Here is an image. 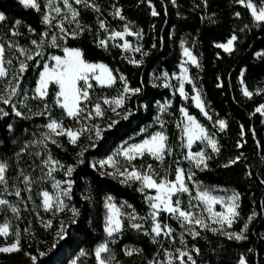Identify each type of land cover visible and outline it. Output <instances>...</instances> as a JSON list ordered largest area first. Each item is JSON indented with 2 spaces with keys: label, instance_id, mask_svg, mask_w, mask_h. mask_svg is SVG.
Returning <instances> with one entry per match:
<instances>
[{
  "label": "trees",
  "instance_id": "16d2710c",
  "mask_svg": "<svg viewBox=\"0 0 264 264\" xmlns=\"http://www.w3.org/2000/svg\"><path fill=\"white\" fill-rule=\"evenodd\" d=\"M69 2L79 15L73 20L67 13L70 18L63 23L66 31L61 32L58 22L52 21L51 26L43 22V16L52 9L48 0H37L39 11L23 6L19 0H0V12L6 16L0 23V43L5 46V65L9 69V76L0 79V91L9 81L15 83L13 75L20 76L22 96L26 95L29 102L46 103L65 127L82 125L83 116L102 98L118 96L125 81L130 88L140 91L127 94L119 115L103 105V116L93 119V125L102 129L100 138H96L94 130L85 131L76 144L70 143L67 135L51 134L57 141L55 144L45 139L49 116H16L11 104L0 102V108L8 112L0 118V163L8 165L6 179L10 187L5 190L0 185V196L17 209L15 213L9 210L1 214L0 223L9 219L12 233H20V250L14 254L35 256V264H69L83 252L79 264H98L95 250L108 238L105 200L111 195L117 202H126L135 219L123 218V228L110 239V251L105 257L111 258V264H167L168 239L157 241L151 232L152 210L146 194L140 191V182L123 183V179L104 171L98 162L110 156L121 143L142 141L161 128L156 124L160 103L170 101L161 116L163 131L168 136L164 158L158 160L145 153L135 157L132 163L142 168L151 166L159 176L166 174L170 179H174L178 165L186 170L192 167L194 179L202 184L229 188L239 194L240 216L230 230L240 232L247 222V239L230 240L219 232L201 229L199 236L186 238L193 248L196 264H238L242 255L247 264H264V113L255 111L264 104V23L258 25L250 9L238 0H206V3L205 0H175V3L172 0H89V4L98 6V11L74 0ZM55 6L63 9V0L52 3ZM153 7L159 15H151ZM117 9L123 19L115 15ZM65 14L66 10L62 11L57 19H63ZM17 20L19 25L15 23ZM101 21L105 24L103 29ZM125 26L140 33V52L128 55L119 44L108 39L110 31L123 30ZM13 32L19 34L13 35ZM45 32L47 35H43ZM72 32L77 35H69ZM53 35L57 37L55 45L51 42ZM232 35L237 36L233 51L226 52L216 46L226 43ZM101 39L108 40L107 47L100 46ZM186 39L193 43L199 62L198 67L191 68V76L211 119L203 117L192 105L191 98L185 101L166 83L164 74L171 77L179 70L181 43ZM32 40L42 44L43 49L41 55L33 54V59L27 60L21 49L27 52L34 49ZM65 47L80 49L88 62L106 64L116 77L111 87L93 83L86 102L88 109L78 119L68 117L57 105L53 90L44 99L34 97L40 72L49 56L63 55ZM8 60L12 61L11 65L7 64ZM134 60L141 63H132ZM21 61L27 64L22 74L19 73ZM245 88L253 93L251 97L244 95ZM186 90L189 95L193 94L190 84ZM184 106L217 138L219 152L208 150L211 159L206 168H196L184 160L187 152L181 116ZM218 120L226 122L224 130L217 125ZM112 121L116 123L109 128ZM151 124L155 125L144 132ZM40 152L42 157L38 156ZM81 152L83 156L79 155ZM49 156L63 166L62 171L55 172L58 179H70L73 184L68 196H61L66 207L54 219L56 224L45 228L38 217L43 213L40 192L55 190L50 184L44 188H28L23 176H35V169ZM237 157L240 159L235 164L224 167ZM68 166L74 167L70 177L66 176ZM17 188L21 191L19 197L15 195ZM189 188L195 195L190 182ZM72 209L78 211L75 217ZM253 213L256 215L249 222L248 217ZM159 220L180 229L179 222L166 212L160 213ZM61 222L66 230L63 239L57 236ZM133 223L142 227L133 228Z\"/></svg>",
  "mask_w": 264,
  "mask_h": 264
},
{
  "label": "snow or ice",
  "instance_id": "6c2138e0",
  "mask_svg": "<svg viewBox=\"0 0 264 264\" xmlns=\"http://www.w3.org/2000/svg\"><path fill=\"white\" fill-rule=\"evenodd\" d=\"M76 4H84L86 7H92L95 10H99L98 6L93 4H89V0H74ZM173 3H175V0H172ZM240 4L245 5L247 8L251 10V15L253 16L254 20L259 25L260 23H264V0H258L257 3H253V0H238ZM19 3H21L25 7H31L33 9H36L37 11L40 10V5L37 3V0H19ZM206 3V0H205ZM48 6L52 8V11L56 12L57 14L62 13V11L66 10V14L63 16L64 20L68 19L67 13L71 14V17L73 20L78 17L79 12L73 8L72 4L69 2V0H63V6L62 9L59 6L52 7V0H48ZM116 16H120L121 19L123 17L121 16L120 10L117 9L115 12ZM151 15L157 16L159 13L156 11V9L153 7ZM237 16L240 15V13H236ZM6 20V16L3 12H0V22H3ZM43 22L45 24H48L51 26V19L49 15L43 16ZM71 22V21H69ZM17 25L20 24V21L17 20L15 22ZM60 31L65 32L66 29L64 28L63 23L59 25ZM100 28H105V24L103 21L100 23ZM31 30V29H30ZM126 33L134 34L136 36H140V33H130L128 26L124 27L123 31H113L109 35V40H115L116 38L124 37ZM13 35H18V32H13ZM43 35H47V32H45ZM69 35L75 37L77 35L76 32L69 33ZM237 40L236 35H232L230 39L227 40L224 44H217L216 46L219 48H223L226 52L233 51V45L234 42ZM57 41V37L55 35L52 36V43L55 45ZM31 43L33 45H37L39 47L40 45L37 44L36 40H32ZM100 46L107 47L108 40L101 39L99 41ZM120 47L124 49H128L130 47L129 42L127 40L124 41ZM155 47V45H153ZM64 55L63 56H53L52 59L55 61V65L52 67H49L47 64L43 66V71L40 73L39 81L37 83V87L35 89V92L37 94V97L40 99H44L48 95V88L50 83H54L58 85L59 91L56 93V103L60 105L62 109H64L66 115L68 117L72 118H79L82 113L86 111V107H82V103H85L89 101V89L93 87L92 83L90 82L92 79H94L98 84L101 86H108L111 87L116 82V77L113 75V71L108 68L107 65L103 63H90L84 59V55L80 49L76 48H67L65 47L63 49ZM136 52H140L141 48L136 47ZM21 52L26 55L27 60H32L33 55L27 54V51L24 49H21ZM147 55V53H144ZM36 56L41 55L40 52L35 53ZM257 55H260L258 53ZM184 56L188 57V60L191 61V63L196 64L197 59L195 56L192 55V52L188 48H184ZM5 46L0 43V78H5L9 76V69L5 67ZM135 64H140L141 61H131ZM8 65L12 64L11 60L7 61ZM27 68V64L24 61L20 62L19 66V73L22 74ZM99 69V74H96V70ZM182 73H187V68L181 65ZM165 77H167V73L164 74ZM20 76L13 75L12 80L15 81V83H12V81H9L8 84L4 87L2 91H0V102H2L5 105H12V110L15 112L16 116H21L22 112L16 109V105L12 103V98L14 96H17L19 94L18 89L20 87ZM121 80H124V77H120ZM184 79H188L185 75ZM167 86V85H166ZM140 91L139 88H130L127 85V82L125 81L124 87L121 91V93L117 96L112 98L111 100L104 98L103 102L105 104H114L116 107H122L124 104V101L127 97V94H135ZM179 93L181 96H186L185 89H184V82L183 80L180 83L179 86ZM244 95L247 97H251L253 95L252 92L248 91L247 88L244 89ZM192 99L196 103V107H198L201 112L204 113L205 116H207V112L205 111L204 102L201 99V94L199 91L196 92V95L192 97ZM47 105H45V109H47ZM116 107L112 108V111H116ZM95 115L96 116H103V112L101 110V105L99 102H97L94 106ZM163 110V106H162ZM257 113H264V104L260 105L255 109ZM181 112L186 117L187 124H185L183 128V132L187 137V147L191 149V146L194 142L197 140H206L207 145L211 147L213 152H219V148L217 146V141L211 138L207 132V130L196 120L195 117L188 114L187 110L184 108H181ZM41 115L43 113H40ZM131 113H128L130 115ZM8 112L5 111L3 108H0V118L7 116ZM92 113L88 112L87 118H91ZM127 119V115L124 117ZM211 119V117H208ZM116 121H112L108 124V127H112L113 124H115ZM217 123L219 124V127L221 130H224L227 127V124L224 120H218ZM179 126V125H178ZM46 128L49 130L48 133H45V139H51L52 143L55 144L57 141L55 139H52L51 134H55L56 136H62L67 135L69 138L70 143L76 144L79 137L84 131H95L96 138H100L102 129L99 128L98 125H93L91 129H79V130H72L65 128L62 125V122H59L56 119H50V122L47 123ZM9 129H11V125H9ZM167 136L163 132H157L154 135H152L150 138L143 140L140 144H133L129 147H125L121 149V152L118 153V155H123L127 160L131 161L135 158V155H143L145 152L149 153L153 157H155L158 160H162L165 154V151L167 150ZM43 143V141H41ZM239 146V145H238ZM170 151V150H169ZM80 156H83V152L79 153ZM185 159H187L190 162H194L196 168H201L202 166L204 168L207 167V161L211 159L210 156L207 155V153L204 150H201L199 152H191L189 151L186 155ZM240 157H237L234 160L229 161V164L224 165V167H228L231 164H235ZM81 163L83 161H80ZM45 165H56L58 164V161H55L49 156V158L45 161H43ZM117 161L113 157H109L107 161H101L100 164L103 167L104 164H111L113 167H115ZM8 165L5 163H0V185L5 186V190H7V184L8 181L6 179L5 173ZM61 167H63L61 165ZM149 167V171H151V166ZM52 171H55L54 167H50L48 175L51 176ZM74 171L73 166H68L66 170V175L71 176L72 172ZM23 175V173H21ZM112 175H120L124 176L125 180H123V183H127L129 180L133 181H140L142 184V187L140 188V191H144L145 188L147 189H155L156 195L155 196H149L148 200L151 202L150 206L153 209V212L150 214L151 219L153 222V226L151 228V232L155 234V236H160L162 233L164 235L171 236L172 229L168 227V225H162L161 222L157 220V217L159 216L160 212L166 211L167 213L174 215L177 220L181 222V224H184L186 226V230L193 236L197 237L200 235V232L195 230L194 226H200V228L204 229H210L213 233L219 232L222 235H225L228 237V239H234V240H245L247 239L245 232L248 229V223L246 222L243 225V229L240 232H230L227 231V228H231L233 223L239 218L240 213L238 211L239 209V194L234 193L231 197L227 198V201H225L223 198H218L211 194V192L208 189L198 190L197 196L195 199L200 200L203 202V204L206 205V211L210 214L209 218L212 220V222L216 225H219L218 228L212 227L210 224H208L204 217L197 212L192 211L191 209L194 207L191 202H189V205L186 208L181 207V200L178 198L180 193H187L189 192V187L187 186L185 180L186 178L188 180H191L194 173L188 172L187 177L185 170L181 167H177L175 171V180H168L166 178L160 179L159 182H157L156 179L153 178V174L149 173H142L135 168H133L131 171H128L125 169L124 171H120L119 169L116 170V172L112 173ZM24 182L27 184H30L32 181L28 176H23ZM61 183L67 184L66 188L60 189ZM73 181L72 180H66L63 182L57 181L54 185L57 189H60L59 194L55 197V203L53 196L48 192L44 191L42 193L43 196V207L46 211L53 209V207H56L58 211H63V209L66 207L64 205L63 200L61 199V196H68V194L71 191ZM15 195L19 197L21 195L20 189L17 188ZM173 197H177L175 200H173ZM108 203L107 208L109 215L107 217V224L105 230L107 231L109 236H112L114 232L120 231L122 224H121V213L120 210L116 207L115 204L111 203L112 198L108 197ZM217 203L222 204L224 207V210L222 211H214L213 206ZM9 202L6 199H0V205L7 206ZM198 207V206H196ZM12 211L16 212L17 209L15 207H12ZM73 217L78 215V211L76 209H72ZM256 214L253 213L251 216L248 217V221L250 222L253 217ZM129 219H135L134 216H130ZM73 222L74 219H73ZM52 221L49 220L45 227H51ZM227 226V228L225 227ZM9 227L10 225L8 223H4L2 226H0V235L2 236H9ZM133 228L140 229L142 227L139 223H133ZM166 230V231H165ZM15 240L11 244H7L4 246H0V253H14L20 250V233L18 231L14 232ZM66 235V230L64 223L61 222L60 228L57 232V236L59 239H63ZM183 243V240L181 241ZM58 243V241H57ZM55 247V244L53 245ZM197 252H199V249H195ZM109 248L107 244H101L96 250H95V257L98 262V264H111V258H105L102 256V253L109 252ZM45 253H41V255H44ZM129 255H131V251L128 252ZM187 256L188 260L192 261V264H195V261L192 260L191 255H189L186 252L180 251L179 256L177 257L180 260V264H185L184 257ZM33 264L36 262V257H31ZM169 264H171V260H169ZM238 264H247L246 259L242 255L239 259Z\"/></svg>",
  "mask_w": 264,
  "mask_h": 264
},
{
  "label": "rangeland",
  "instance_id": "374dc122",
  "mask_svg": "<svg viewBox=\"0 0 264 264\" xmlns=\"http://www.w3.org/2000/svg\"><path fill=\"white\" fill-rule=\"evenodd\" d=\"M52 3H56V0H52ZM246 3H247V0H246ZM253 3H255V2H253ZM48 15L50 16L51 22L52 21L53 22H58L59 25L61 23H64V19H57V16L59 14H56L54 11H52V9L49 11V14ZM70 17L68 16V19ZM128 28H129L130 33H138L137 31H135L130 26H128ZM123 30H113V31H123ZM113 31H110L108 33V37L111 34V32H113ZM60 36H61V34H60ZM125 40H127L129 42L130 47L128 49H124L123 48V50L128 55H132V53L135 51V48L136 47H140V44H141V36L138 37V36H136L134 34L126 33L124 35V37H122V38L118 37V38H116L113 41H115L116 44L122 45ZM51 42H52V38H51ZM56 43H57V41H56ZM221 44H224V43H221ZM38 45H40V46L37 47V45H36V47L34 49L30 50L29 52H27V54L33 55L37 51L38 52H41L42 51L41 49H43V45L42 44H38ZM181 47H182V50H181L182 58H181V61H180V64H179V70L173 76H171V77L170 76H167L166 83L169 84V85H171L174 88V90H175L176 93L180 94L179 93V86H180L181 81L183 80L186 96H181V97L185 101L188 100V98H191L192 105L194 107H196V103L192 99V97L196 95V92L197 91H199L200 94H201V91L196 86L194 80L192 79V76H191V68L192 67H198L199 66L198 58H197V56L195 55V53L193 51V43L191 42V40H189V39L184 40L181 43ZM184 48L190 49V51L192 52V55L195 56L196 59H197V63L196 64L191 63V61L188 60V57L184 56ZM63 55H50L49 56V59L46 61L45 64H47L49 67H52V66L55 65V61L52 59V57L53 56H63ZM24 56L26 57L25 54H24ZM90 63H98L99 64V63H102V62H90ZM182 64L188 70L186 74L182 73V69H181V65ZM5 67H6V65H5ZM96 74H99V69L96 70ZM185 75L187 76L188 79H184ZM38 81H39V78H38ZM38 81H37V83H38ZM90 82L93 85V83L96 82V81L94 79H92ZM187 84H190L192 86V88H193V94H191V95H189L188 92H187V90H186V85ZM36 87H37V85H36ZM36 87H35V89H36ZM35 89H34V97L38 100L40 98L37 97V94L35 92ZM50 90H53V92L55 93V99H57L56 93L59 91L58 85H56L54 83H50L49 88H48V93H49ZM89 91H90V89H89ZM18 92H19V94L17 96H14L12 98V103L16 105V109L17 110H19L20 112H22V115H21L22 117L40 116L41 115L40 113H43L42 115L45 114L46 116H49L50 119H56L59 122H61L59 119H57V117L55 115H53L52 109L49 108V106L46 103H44V105H43V104H41V102L40 103L39 102H29L30 99L29 98H26V95L25 96H22V93H21L20 89H18ZM114 97H117V96H114ZM114 97H104V98H107V99L111 100ZM104 98H102V100L100 102L102 112H103V105H106L107 107H110L111 109L113 107H116L114 104H105L103 102ZM201 99L204 102V99L202 97V94H201ZM45 105L48 106L47 109H45ZM169 105H170V101H166V102L160 103V115H159V118H158V121H157L156 124L159 125V126H161V128H159L158 130H156L153 134H151L149 137H147L145 139L150 138L152 135H154L157 132H163L167 136V134L163 131V121H162L161 116L167 111ZM58 106L60 107V105H58ZM81 106L82 107H86V109H88V106L85 103H82ZM162 106H163V110H162ZM204 106H205V111L207 112V116H205L204 113L202 112L203 117L206 118V119H209L208 117H211V115L207 111L205 102H204ZM182 108L186 109L187 112H188L187 107L184 106ZM196 108L198 110H200L198 107H196ZM89 112L92 113L91 118H87L86 119L85 117L87 115H84L83 118H84L85 121H84V123L82 125H80L78 127H65L63 125V123H62V125L65 128L72 129V130L89 129V127L93 126V119H96L98 117L99 118L101 117V116H96L95 115L94 107ZM119 114H121V107H116L115 115H119ZM188 114L191 115L189 112H188ZM181 116L183 118V126H182V128H184L185 124H187L188 122H187L186 117L183 115L182 112H181ZM191 116L195 117L194 115H191ZM196 120L207 130L209 136L211 138H213L214 140L217 141L216 136L214 134H212L208 130V128L206 127V125H204L202 122H200L197 118H196ZM99 125H102V124L99 123ZM154 125L155 124H151L148 128H145L144 132L147 131L150 127H152ZM217 125L219 126L218 123H217ZM102 126H104V125H102ZM83 133L81 135H83ZM183 136H184V144H185V147H186V150H187L186 155L188 154L189 151L195 153V152H199L201 150H204L207 153V155H208V150H212L211 147L207 145V141L206 140H197L196 142H194L192 144L191 149H189L187 147V137L184 134V132H183ZM167 138H168V136H167ZM142 141H139V142H131V141L123 142V143H121L114 150V152L110 156H108L107 158L101 160V161H107L109 159V157H113L117 161L115 167H113L111 164H104V166L102 167L101 164H100L101 161H99L98 164L100 165V167L104 171H106V172H108L110 174L116 172L117 169H119L120 171H124L125 169H127L128 171H131L133 168H135L136 170H138V171H140L142 173L153 174V178L156 179L157 182H159L160 179H162V178H166L168 180H175V177H174V179H170L169 178V175H166V174H163L162 176H159L158 175V172L155 171L153 168L151 169V171H149V167H147V168L137 167V166H135L132 163L133 159L131 161H129L123 155H118V153L121 152V149L122 148L129 147V146H131L133 144H140ZM167 143H168V139H167ZM217 146H218V141H217ZM167 151H168V144H167V150L165 151V154L167 153ZM145 153H147V152H145ZM165 154H164V156H165ZM38 156L39 157H42V153L41 152L38 153ZM140 156H142V155H135V157H140ZM48 158L49 157L45 158L43 161L47 160ZM153 158H155V157H153ZM184 160H186L187 162H189L191 165L195 166L194 162H190V161H188L185 158H184ZM43 161H41V164L35 169V174H34L35 176H31V177L28 176L32 182L30 184H27L28 185L27 187L28 188H44V186H46L47 184H50L54 188V190H55L54 191L55 193L52 192V191L46 190V189H43L40 192V195H41V205H42L43 213H41V214L39 213V216L38 217H39V221H40L41 225H43L45 227V225L47 224V222L49 220L52 221V226L54 224H56V221H54V219L56 218V216L59 214L60 211H58L56 207H53V209L46 211L44 209V207H43V196H42V193L44 191H48L53 196L54 203H55V197L59 194L60 189L66 188L67 187V184L61 183L60 189H57L54 185L56 184L57 181L63 182V181H66L67 179L60 180L55 175V172L56 171H58V170L62 171L63 170V168L59 164H56V165H45L43 163ZM50 167H54L55 168V171H52L51 176L48 175L49 170H50ZM177 167H181V168L184 169V167L181 166V165H178ZM7 170H8V167L6 169L5 176H7ZM184 170H185V173H186V177H187V173L189 171L193 173L192 167H189L187 170L186 169H184ZM163 173H166V172L163 171ZM114 176L119 177V178L125 180V177L124 176H120V175H114ZM185 182H186V184H187L188 187H189V182L194 186V190H195L196 194L195 195L192 194L190 188H189V190H190L189 192H187V193H180L178 198L181 200V207L187 209V206L189 205V202H191V204L194 206L191 209L192 211L197 212L198 214L202 215L204 217L205 221L208 224H210L212 227L218 228L219 225L214 224L212 222V220L209 218L210 214L205 210L206 209V205L203 204V202H201L200 200L195 199V197L197 196L198 190L208 189L211 192L212 195H214V196H216L218 198H223L225 201H227V198L228 197H231L234 193H237V192L234 191V190H232V189H229V188L217 187V186H208V185L202 184L200 181L194 179V175H193V177H192L191 180H188L186 178ZM140 185L142 187L141 182H140ZM7 188H10V187L7 186ZM143 192L146 194L147 199H148L149 196H155L156 195V190L155 189H147V188H145ZM108 197H111L112 198L111 203L115 204L116 207L120 210V213L122 214L121 217H120L121 224H122V227L120 229V231H121L122 228H123V218L126 217V216L127 217L133 216V213L131 212V207L126 202H117L115 200V198L113 196H111V195L107 196L106 197V200H105V208H106L105 228H106V224H107V217L109 215L108 208H107V203L109 202L108 199H107ZM176 198L177 197H173V200H175ZM0 199H5V198L3 196H0ZM149 203L151 204L150 201H149ZM238 203H239V201H238ZM196 206H198V207H196ZM12 207H14V205H12L10 202H9V204L7 206L0 205V215L1 214H4L5 212H7L9 210L12 211ZM213 209H214V211L219 212V211L224 210V207H223L222 204L217 203L216 205L213 206ZM151 210L153 212V209L152 208H151ZM162 212H166V211H162ZM13 213H15V212H13ZM159 216H160V214H159ZM159 216L157 217V220L160 222ZM172 216L176 219V217L174 215H172ZM177 221L179 222L180 229H174L170 225H168V227L172 229L171 236L164 235L162 233L160 236L157 237L154 234L155 240H157V241H159L162 238H167L168 239V243H167V261H166L167 264H169V260H171V264H180V260L177 258L179 256V252L180 251H183V252L188 253L189 255H191L192 260L195 261L194 255H193V248L191 246H189L187 244V241H186L187 236H190V237H193V236L186 230V226L184 224H181V222L179 220H177ZM4 223H8L10 225V227H9V236H12V237L9 238V236L5 237V236L0 235L1 238H2L0 240V246H4V245H7V244H11L15 240V235H14V233H12V230H13L12 229V221L9 220V219H6L2 223H0V226H2ZM161 224L162 225H167V224H163L162 222H161ZM194 227H195V230L198 231V232L201 229H204V228H200V226H198V225L197 226H194ZM225 227L227 228V226H225ZM57 231H58V229H57ZM120 231H118V232H120ZM227 231L234 232V231H231L230 228H227ZM105 232H106L108 238H107L106 241H104L101 244H107V246H108V243H109L110 239L115 234H117L118 232H114L112 234V236H109L106 230H105ZM182 240H183V243L181 242ZM43 246H44V243H43V245H41V250L43 249ZM14 253H0V264H31L33 262L32 259H31L32 256H29L27 254L26 255H15ZM105 254L106 253H102V256L105 257ZM83 255H84L83 252L80 253L77 257L73 258L69 264H79V259ZM183 259L185 261V264H192V261L188 260V257L187 256H185ZM195 264H196V261H195Z\"/></svg>",
  "mask_w": 264,
  "mask_h": 264
}]
</instances>
